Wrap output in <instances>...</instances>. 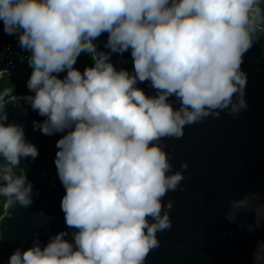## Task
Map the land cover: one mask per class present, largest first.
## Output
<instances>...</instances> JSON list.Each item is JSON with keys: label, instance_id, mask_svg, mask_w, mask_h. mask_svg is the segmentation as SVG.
Instances as JSON below:
<instances>
[{"label": "clouds", "instance_id": "clouds-1", "mask_svg": "<svg viewBox=\"0 0 264 264\" xmlns=\"http://www.w3.org/2000/svg\"><path fill=\"white\" fill-rule=\"evenodd\" d=\"M0 21L31 69L28 94L0 90V222L12 218L10 208L33 204L21 165L39 152L7 112L11 104L27 115L23 101L44 117L33 130L63 133L54 164L71 230L17 247L7 264H146L161 246L158 233L173 227L174 200L165 197L184 192L188 179V162L174 170L165 141L248 108L241 65L264 36V0H0ZM128 52L131 71L111 60L116 54L126 63ZM82 54L91 65L81 71ZM145 83L152 94L139 87ZM260 199L255 191L230 197L225 219L253 212L254 221L240 226L259 230ZM253 264H264V239Z\"/></svg>", "mask_w": 264, "mask_h": 264}, {"label": "water", "instance_id": "water-1", "mask_svg": "<svg viewBox=\"0 0 264 264\" xmlns=\"http://www.w3.org/2000/svg\"><path fill=\"white\" fill-rule=\"evenodd\" d=\"M107 34L100 37L99 45ZM28 53L22 51L15 36L3 32L0 21V78L3 74L15 76L27 62ZM24 58V59H22ZM124 60L113 54L116 66L132 70L130 52ZM241 68L247 74L246 110L239 117L222 113L218 120L185 128L180 140H166L167 150L174 154V170L180 163L189 168L183 182L184 192L169 193L174 200L171 210L173 227L158 233L161 246L152 251L146 264H253V251L264 239V224L249 233L240 226L254 221V213H241L237 223H230L224 213L229 209L228 199L242 198L249 191L261 194L264 203V36L244 56ZM146 93L153 90L140 84ZM28 109L7 105L9 122L24 125L26 139L39 152L35 160L22 162L28 180L33 184V204L29 208L16 205L9 209L12 218L0 222L3 241L0 242V264H7L10 255L19 247L27 249L37 237L42 245L49 237L67 229L60 204L65 189L54 164L56 141L63 135L45 136L33 130V121H43L37 112L21 101ZM38 192V195L35 193ZM43 213V215L41 214Z\"/></svg>", "mask_w": 264, "mask_h": 264}, {"label": "trees", "instance_id": "trees-1", "mask_svg": "<svg viewBox=\"0 0 264 264\" xmlns=\"http://www.w3.org/2000/svg\"><path fill=\"white\" fill-rule=\"evenodd\" d=\"M91 60L87 55H81L78 63L75 65L81 71L85 66H90ZM31 69L28 67L27 62L22 65L17 74L13 77L3 74L0 78V90L3 88L11 87L16 95H26L28 94V89L26 87L27 80L30 76ZM64 74H61L63 76ZM4 198L0 197V216L4 215Z\"/></svg>", "mask_w": 264, "mask_h": 264}]
</instances>
